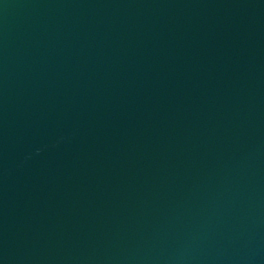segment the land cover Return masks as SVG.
Instances as JSON below:
<instances>
[{"label": "water", "instance_id": "1", "mask_svg": "<svg viewBox=\"0 0 264 264\" xmlns=\"http://www.w3.org/2000/svg\"><path fill=\"white\" fill-rule=\"evenodd\" d=\"M0 264H264V0H0Z\"/></svg>", "mask_w": 264, "mask_h": 264}]
</instances>
